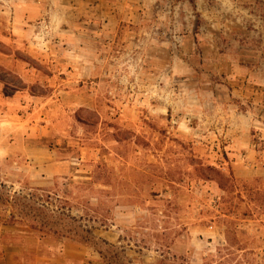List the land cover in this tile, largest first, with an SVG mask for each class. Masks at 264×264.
I'll return each mask as SVG.
<instances>
[{
    "label": "rangeland",
    "instance_id": "obj_1",
    "mask_svg": "<svg viewBox=\"0 0 264 264\" xmlns=\"http://www.w3.org/2000/svg\"><path fill=\"white\" fill-rule=\"evenodd\" d=\"M195 3L164 0L148 16V42L130 41L107 63L97 57L110 72L83 77L79 87L52 66L81 57L60 45L55 54L64 56H29L26 40L0 25V257L24 256L18 264H264V112L258 107L252 126L241 117L247 106L231 97L230 74L216 68V57L184 61L181 37L198 16ZM237 35V47L245 46L244 33ZM97 163L106 185L79 190L73 182H89ZM51 165L62 174L51 176ZM205 166L219 177L204 181L198 170ZM231 178L230 190L219 186ZM75 196L104 202L105 224H91L93 245L42 237L22 218L39 213L45 200L61 208L63 197L72 217H85ZM14 211L19 222L7 225Z\"/></svg>",
    "mask_w": 264,
    "mask_h": 264
},
{
    "label": "crops",
    "instance_id": "obj_2",
    "mask_svg": "<svg viewBox=\"0 0 264 264\" xmlns=\"http://www.w3.org/2000/svg\"><path fill=\"white\" fill-rule=\"evenodd\" d=\"M163 3L164 0H0V25L5 24L15 38L26 40L29 56L54 55L60 45L67 47L70 55L81 57L80 63L52 66L55 72L68 71L66 83L79 87L83 77L91 81L95 73L110 72L105 65L95 63L97 57L102 56L107 63L110 56L119 54L118 48L148 42L144 38L151 30L146 27L148 16L153 11L158 13ZM194 9L198 16H192L193 21L185 25L188 30L181 37L180 53L187 64L196 54L216 57V68L230 74L231 97L247 106L245 112H240L241 117L252 126L258 107L264 112V0H197ZM237 32L244 33L245 46L237 47V39L241 38ZM43 33L49 34L50 47L48 40L43 43L47 39ZM253 38L257 44L252 46L248 40ZM254 57H258L256 63ZM234 109L239 113L236 106ZM47 168L53 177L62 174L60 165ZM24 260V256H6L0 257V264ZM33 260L40 263L45 259L35 256Z\"/></svg>",
    "mask_w": 264,
    "mask_h": 264
},
{
    "label": "trees",
    "instance_id": "obj_3",
    "mask_svg": "<svg viewBox=\"0 0 264 264\" xmlns=\"http://www.w3.org/2000/svg\"><path fill=\"white\" fill-rule=\"evenodd\" d=\"M198 171L203 172V180L204 181H213L207 174H211L219 177V173L216 169L211 166L201 167ZM91 180L89 182L78 181L73 182L79 190H93L96 186L104 187L106 185L105 178V166L101 163H97L94 165V169L91 172ZM72 184V183H71ZM234 181L233 178L224 180V183L219 184L225 186L227 189H231L233 187ZM98 193H102L101 190H98ZM70 196V194H67ZM61 200L62 206L61 208L53 207L49 200H45V205L41 206L42 210H37L36 212L29 213H21L22 218H27L28 223L30 224V229L33 231H38L42 234V237L48 236L50 234L59 236L65 239H71L77 241L84 245H93L96 241V237L94 236L95 228L91 226V224L101 225L103 226L106 221V212L104 215V202L102 199H95V203H90L89 201H85L84 198L75 196L73 200L76 205L81 208H84V216L75 218L71 216V206L69 199ZM49 199V198H48ZM32 199H29V201ZM32 202V201H31ZM50 206L49 208L47 206ZM14 206V205H13ZM32 206V204H31ZM30 206V207H31ZM68 206V207H67ZM33 207V206H32ZM16 211V209H14ZM15 211L9 217V221L6 222L7 225H16L19 221V218L16 217ZM22 220V219H21ZM22 223V222H20ZM86 223L88 225H86ZM90 225V226H89ZM38 229V230H37Z\"/></svg>",
    "mask_w": 264,
    "mask_h": 264
}]
</instances>
